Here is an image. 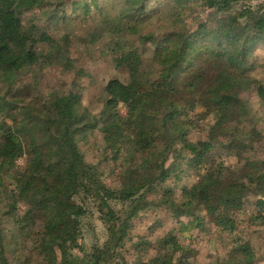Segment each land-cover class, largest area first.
<instances>
[{
    "label": "trees",
    "instance_id": "16d2710c",
    "mask_svg": "<svg viewBox=\"0 0 264 264\" xmlns=\"http://www.w3.org/2000/svg\"><path fill=\"white\" fill-rule=\"evenodd\" d=\"M83 1L87 14L99 3L0 0V85H8L11 91L34 70L73 67L72 37L54 38L35 25H26L23 17L31 11H46L52 20L69 19L67 11ZM148 1H121L116 21L121 32L109 33L112 26L106 19L99 28L116 34L114 58L117 68L128 74L127 81L107 82L99 114L90 113L75 92L53 96L39 106L0 96V196L6 202V215L26 232L41 217L38 237L47 264H191L194 249L183 246L177 233L201 228L207 220L220 233L235 238L223 264H257L250 244L236 237V214L249 209L253 220L264 224V160L248 157L252 149L264 145V130L254 123L245 99L254 92L264 101V59L257 55L258 47H264V1L157 0L155 6ZM164 5L172 31L132 32L150 19V12L158 14L157 25L168 24L167 15H160L158 9ZM195 5L212 12L214 26L208 19L195 30L183 25L185 19L180 17ZM96 8L104 12L99 4ZM142 46L151 49L152 70L145 67ZM121 105L126 115L121 114ZM210 119L208 137L191 141L195 124L205 125ZM226 127L229 131L221 133L222 148L225 154L234 151L241 157L237 166L229 165L226 157L214 162L211 155L216 132ZM96 130L105 143L100 151L111 150L113 161L120 162L114 185L105 181L99 164L87 161L80 145ZM184 154L191 168L206 172L196 184L184 188L177 201L166 182ZM22 158L24 166L17 167ZM163 187L161 204L176 221L175 232L160 240L162 253L150 259L140 254L150 247L149 242L137 243L133 247L139 254L131 262L125 255L126 244L133 239L136 222L132 221L150 205L148 193ZM87 207L97 208L108 231L105 244L90 252L82 243ZM1 220L0 264H10Z\"/></svg>",
    "mask_w": 264,
    "mask_h": 264
},
{
    "label": "rangeland",
    "instance_id": "374dc122",
    "mask_svg": "<svg viewBox=\"0 0 264 264\" xmlns=\"http://www.w3.org/2000/svg\"><path fill=\"white\" fill-rule=\"evenodd\" d=\"M122 0H98L100 7L104 12L92 7L89 14L85 13L86 2L83 1L77 8L70 9L68 15L71 18L65 20H52L50 13L46 11H31L24 15L23 20L26 25H35L42 31L48 32L54 38L64 39L68 36V40L72 37V45L74 50L70 58L73 67L68 69L64 66L55 65L46 68L37 69L30 72L28 75L21 78L18 85L14 86L11 91L6 84L0 85V96L7 97L9 100H16L20 104L43 105L51 97L56 95L68 94L75 92L80 95L81 103L92 114H99L105 100L104 88L107 82L113 78H118L122 81L128 80V74L117 68L115 56H117L115 43H119L115 35L107 33L108 29L102 30L104 20L112 26L109 33H119L121 28L116 26L117 17L120 13ZM149 0L150 6H155L156 3H166L167 0ZM264 1V0H256ZM254 1L253 3H255ZM154 2L153 4H151ZM169 9L171 6L168 5ZM167 5L161 6L160 15H167L168 24L157 25L158 14L150 12V19L141 22L137 27L132 28L133 33L159 34L165 30L169 32L173 30V25L170 23V15L165 11ZM176 7V6H175ZM170 11V10H169ZM212 12L200 8L198 5L192 7L191 11H184L180 17L183 25L195 30L198 24L205 19H208L209 24L214 26V20L210 17ZM106 17V18H105ZM181 20L177 27H181ZM71 24L72 26L70 27ZM69 25V26H68ZM116 27V28H115ZM107 33V34H104ZM125 33V31H124ZM114 34V33H113ZM127 34L124 36L127 38ZM91 35L96 36V41L91 40ZM78 36V37H77ZM62 44L63 40H61ZM143 52V58L146 60L145 67L151 68L150 63L153 61L150 57L151 49L149 47H140ZM119 54V53H118ZM257 55L264 59V47L260 46L257 49ZM152 70V68H151ZM260 77V76H259ZM261 78V77H260ZM245 99L249 102L251 116L254 119L260 130H264V101L260 100L256 93L249 92ZM122 115H126L124 105L119 107ZM199 112L202 109L199 108ZM191 116H195L192 113ZM211 119L204 124L196 125L191 130L189 138L193 142L206 139L209 132L206 130L212 122ZM11 123V122H10ZM208 123V124H206ZM210 124V125H209ZM223 130V131H222ZM229 129H220L216 133V146L213 148L211 155L214 156V162L220 158L226 157L229 165L237 166L241 157L237 156L234 151L226 152L222 148L224 138L221 137L222 132H227ZM103 134L100 130L89 133L87 139L81 141L82 150L87 156V161L92 164H99L105 181L109 185L115 184V176H117V168L120 162L113 161L114 153L111 150L100 151L104 148ZM228 155V156H226ZM248 157L252 161L264 160V145L257 146L248 153ZM190 158L184 154V159H179L177 162L176 172H172L169 176L166 187L173 189L171 194L173 200L180 201L184 188H189L196 184L200 177L206 172L205 168L193 169L189 166ZM172 159L169 161V164ZM25 158L17 162V167H23ZM9 183V182H8ZM163 188H158L157 192L148 193L147 201L150 205L141 211L140 215L132 221L135 225L131 229L132 240L127 242L128 252L126 258L134 262V258L139 254L135 253L134 247L140 241L149 242L150 246L146 248L144 254L140 253L143 259L151 258L160 255V240L166 237L169 233H174L177 227L176 221L172 218L169 212L161 204L160 196L163 194ZM171 198V197H170ZM5 200L0 196V218L2 219V229L4 231L5 247L7 249V259L10 264H47L42 248H40L39 231H42L41 217H37L31 222V228L22 230L15 224L12 217L6 215L7 208ZM88 211L83 220L82 233L84 236L83 245L85 250L90 252L93 247H102L108 239V231L106 225L101 220L96 207H87ZM252 211L247 209L236 214L237 233L236 237L242 236V243L247 242L255 252V261L257 264H264V224L262 220H253ZM184 221V219L182 220ZM262 223V224H261ZM240 235V236H239ZM179 242L185 247L194 249V257L191 264H223L222 260L229 251V245L232 238L228 233H220L214 225L208 220L203 222L201 228L194 229L191 232L184 234L177 233ZM141 238V240H139ZM147 246V247H148ZM77 256H83L78 250H74ZM145 255V256H143ZM107 264H117L116 262H108Z\"/></svg>",
    "mask_w": 264,
    "mask_h": 264
}]
</instances>
